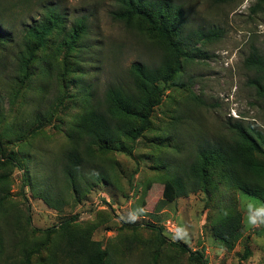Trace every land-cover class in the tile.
Listing matches in <instances>:
<instances>
[{"label":"rangeland","instance_id":"rangeland-1","mask_svg":"<svg viewBox=\"0 0 264 264\" xmlns=\"http://www.w3.org/2000/svg\"><path fill=\"white\" fill-rule=\"evenodd\" d=\"M38 1L23 7L14 0L18 5L6 16L8 32L20 35L42 16L47 3L66 14L68 27L85 17L89 29L80 57L65 60L64 53L50 46L45 59L53 62L45 65L41 58L28 79L15 72V46L0 54V160H6L2 150L22 163L21 169L0 166V176L9 174L0 183V264H69L62 253L45 247L49 238L33 232L27 219L32 227L46 230L74 216L78 220L72 229L89 231L107 250L108 264H199L171 246L177 235L192 251L202 252L207 264H264V226L247 224L249 206L255 213L264 202L240 191L228 176L213 175L208 194L197 191L173 201L163 196L164 180L176 174L178 165L191 163L198 144L231 136L227 126L238 120L264 129V111L246 84L244 67L251 46L264 53V0H162L183 8L186 30L221 29L223 36L212 43L191 41L199 48L196 58L186 64L180 84L165 92L133 155L97 151L94 169L107 172L112 183H80L77 193L60 170L69 126L85 111L70 98L90 87L95 98H102L110 85L127 78L133 64L158 65L163 51L155 38L114 18L118 0ZM50 65L45 71L43 66ZM192 94L207 105L196 108ZM47 112L50 119L35 121L37 114ZM228 206L242 218L241 237L232 248L212 230L213 219ZM150 225L161 227L169 241L159 239Z\"/></svg>","mask_w":264,"mask_h":264},{"label":"trees","instance_id":"trees-1","mask_svg":"<svg viewBox=\"0 0 264 264\" xmlns=\"http://www.w3.org/2000/svg\"><path fill=\"white\" fill-rule=\"evenodd\" d=\"M21 6L27 7L30 0H17ZM232 2L234 0H217ZM39 5L43 0H39ZM18 4L14 0L0 1V54L8 47L17 49L15 52V72L22 79L31 77V71L39 60H46L47 50L53 46L68 57H80L83 42L88 35V20L85 17L74 20L68 27V17L59 10L56 4L47 3L42 6V16L33 20L20 35L13 36L8 32L9 20L6 16ZM118 10L114 18L128 29L149 34L163 51L161 62L156 66L133 64L125 79H118L110 85L102 98H95L96 91L83 88L77 99L70 98L73 104L82 103L85 111L76 115L68 129L69 146L62 156L61 173L75 193L79 184L89 187L112 183L107 172L94 169L99 158L97 151L116 150L133 155L136 141L151 128L154 110L161 105L165 92L178 86L179 76L184 73L186 64L196 58L197 46L192 44L196 39L200 43L219 41L223 36L221 29L186 30L188 19L183 8L171 1L162 0H118ZM257 7L261 4L257 3ZM52 48V47H51ZM52 48L53 51L55 49ZM45 71L50 67L43 66ZM244 67L248 71L247 86L254 91L256 106L264 111V53L255 45L251 46L248 56L244 59ZM31 71V72H30ZM23 82V81H20ZM196 108H204L207 102L195 94L191 95ZM49 112L36 115L35 121L50 119ZM20 123H18L19 125ZM20 126V125H19ZM231 136L223 135L219 141H205L195 148L190 162L178 165L176 174L164 180L163 196L168 201L185 197L190 193L204 191L208 194V185L213 175L229 177L236 187L264 202V129L256 122L245 123L235 121L227 126ZM15 131V126H14ZM9 133H12L9 132ZM16 133V131H15ZM0 134V146H2ZM5 161L0 166L4 169L20 168L22 163L12 154L1 150ZM194 154V155H193ZM60 162V165H61ZM171 168V165L166 166ZM9 174L0 176L4 183ZM77 198V195H75ZM58 200V199H57ZM3 211L0 208V212ZM78 216L66 219L60 226L40 230L32 227L31 219L27 222L33 232L42 233L53 238L48 239L45 247L53 252L62 253L69 264H108V252L101 244L92 239L89 231H78L73 224ZM242 218L232 207L213 219V235L227 247H233L241 237ZM138 228V227H137ZM156 236L162 241H169L163 236L162 228L150 225ZM171 246L182 253L188 254L191 261L207 264L202 252L192 251L177 235ZM39 245H45L41 243ZM49 245V247H48Z\"/></svg>","mask_w":264,"mask_h":264},{"label":"clouds","instance_id":"clouds-1","mask_svg":"<svg viewBox=\"0 0 264 264\" xmlns=\"http://www.w3.org/2000/svg\"><path fill=\"white\" fill-rule=\"evenodd\" d=\"M250 212L247 216V224L252 227L264 226V208L256 210L255 213L251 211L252 205L249 206Z\"/></svg>","mask_w":264,"mask_h":264}]
</instances>
